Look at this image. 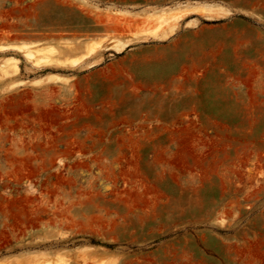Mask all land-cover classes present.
<instances>
[{"label": "rangeland", "instance_id": "1", "mask_svg": "<svg viewBox=\"0 0 264 264\" xmlns=\"http://www.w3.org/2000/svg\"><path fill=\"white\" fill-rule=\"evenodd\" d=\"M0 264H264V0H0Z\"/></svg>", "mask_w": 264, "mask_h": 264}, {"label": "bare ground", "instance_id": "2", "mask_svg": "<svg viewBox=\"0 0 264 264\" xmlns=\"http://www.w3.org/2000/svg\"><path fill=\"white\" fill-rule=\"evenodd\" d=\"M80 1V0H79ZM85 2V1H84ZM82 2V3H84ZM233 10V9H232ZM234 13V11H233ZM198 15L201 16L203 19L207 20V21H213L216 20L218 17L220 16H227L229 14H231V11L229 10V8L227 9V7L225 8V6L223 5H213L210 3H203V2H189V3H184V4H179L178 6H176L175 8L173 7H163L157 10H154L152 14H150V18L153 19H157V20H163L168 22L169 20H174L175 23L170 25V31H166V30H154L151 32L150 37L154 40V41H166L168 40L172 35H174L178 28H179V22H181L186 16L188 15ZM246 16V15H245ZM221 18V17H220ZM219 18V19H220ZM200 19L199 18H192L191 20H188L185 24L186 27L188 28H197V26L199 25ZM149 37V38H150ZM129 43L127 42H117L115 44H113L112 46H110L107 51L109 49H111L114 53L116 54H121L124 53L129 45ZM31 46V45H29ZM93 47V46H91ZM54 48V47H53ZM15 50L22 52L25 49H23V47H16L14 48ZM55 49V48H54ZM4 50V49H3ZM1 50V51H3ZM31 50V48H30ZM57 52V50H56ZM96 52V51H95ZM59 53V52H58ZM30 54V53H29ZM25 54L26 58V62L29 65V69L31 71L34 70H39V69H45V67H48L50 65L49 61L48 62H37L34 63L32 62L31 56L34 54ZM96 55V54H95ZM58 56V54L56 55ZM96 57V56H95ZM36 59V58H35ZM51 59V58H50ZM59 59V58H58ZM102 57H96L94 58V49H92L91 54L85 58L83 61L76 63L73 67H80L83 69V71H85L84 69H93L96 66H98V64L100 63ZM39 60V59H38ZM41 60H43L41 58ZM53 61V60H52ZM51 61V64H53V62ZM19 62L20 60L14 57H10L7 58L6 63L2 64L1 68L4 70H6L7 68H10L11 66L13 67L12 69H14L15 72H19L20 68H19ZM78 62V61H77ZM61 64V63H60ZM54 67V66H53ZM183 70V69H182ZM51 75H55L57 76V74H51ZM50 75V76H51ZM59 75V74H58ZM60 76V75H59ZM64 79V77H62ZM56 79V78H55ZM22 83H18L17 86H20ZM22 103V102H21ZM20 104V103H19ZM17 107V106H16ZM15 107V108H16ZM14 110V108L12 109ZM11 110V111H12ZM25 111V110H24ZM11 113V112H10ZM14 114V113H13ZM18 115V114H17ZM68 134V133H67ZM44 154V153H43ZM182 155V154H181ZM184 155V154H183ZM186 157V156H184ZM182 158V156H181ZM118 159V158H117ZM180 160V158H179ZM196 160V159H195ZM183 161V160H182ZM198 161V160H197ZM177 162V161H176ZM195 162V161H193ZM200 162V161H199ZM18 166V165H17ZM28 166V165H27ZM21 167V166H20ZM26 168V167H25ZM17 172V171H16ZM20 174V173H19ZM133 176V175H132ZM147 191V190H146ZM15 201V200H14ZM20 201V200H19ZM11 202V201H10ZM18 202V201H17ZM19 203V202H18ZM18 203H17V207H18ZM22 204V203H21ZM4 205V204H3ZM5 206V205H4ZM7 206V205H6ZM15 206V204H14ZM20 207V206H19ZM19 212V211H18ZM28 212V211H27ZM30 213V212H29ZM21 214V213H20ZM32 214V213H31ZM28 215V214H27ZM13 216V215H12ZM32 216V215H31ZM17 217V216H16ZM26 218V217H25ZM16 219V218H15ZM21 219V218H20ZM18 220V219H17ZM20 221V220H19ZM29 222V221H28ZM35 223V220H34ZM77 223V222H76ZM75 224V223H74Z\"/></svg>", "mask_w": 264, "mask_h": 264}, {"label": "crops", "instance_id": "3", "mask_svg": "<svg viewBox=\"0 0 264 264\" xmlns=\"http://www.w3.org/2000/svg\"><path fill=\"white\" fill-rule=\"evenodd\" d=\"M195 17V15L193 14V15H188L186 18L188 19V20H191L192 18H194ZM170 39V38H169ZM167 41V40H166ZM166 41H162V42H166ZM129 45V44H128ZM130 46V45H129ZM129 48V47H128Z\"/></svg>", "mask_w": 264, "mask_h": 264}]
</instances>
